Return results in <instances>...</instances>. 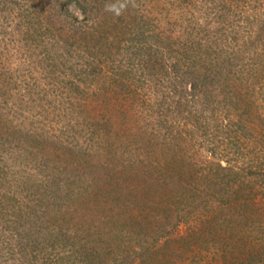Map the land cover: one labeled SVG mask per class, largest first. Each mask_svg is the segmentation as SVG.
<instances>
[{
    "label": "trees",
    "instance_id": "trees-1",
    "mask_svg": "<svg viewBox=\"0 0 264 264\" xmlns=\"http://www.w3.org/2000/svg\"><path fill=\"white\" fill-rule=\"evenodd\" d=\"M6 1L10 2L2 0ZM21 1L26 4L19 5L20 20H29L30 25L37 21L40 28L38 20L48 18L49 9L45 8L47 13L37 10L41 0ZM115 2L74 0L83 14L88 8L101 7L104 12L97 26L76 27L70 35L77 36L71 52L86 57L73 77L82 86L72 80L71 90L85 94L89 83L96 82L102 104L109 99L132 104L147 77L159 79L152 87L158 91L165 86L177 95L179 122L187 124L190 140L201 138L199 143L209 155L200 160L189 157L185 140L181 145L174 139H181L178 127L167 125L168 118L154 117L147 135L137 143L141 147L121 159L117 157L119 132L111 130L109 118L101 114L103 120L93 119L88 110L79 109L80 104H66L62 107L69 114L80 115L70 118L72 137L65 142L61 135L56 142L62 148L57 152H51V146L42 153L41 146L37 148V166L45 173L22 183L33 188L34 205L26 203L35 200L21 203L9 195L0 203V232L9 236L0 248L8 247L11 239L19 251L36 243L41 230L40 240L54 235L48 245L44 243L49 254L57 255L47 254L48 263L194 264L199 254L210 253L215 245L231 247L221 264H264V13L250 3L251 15L246 18L254 33L244 43L251 47L227 51L228 44L208 40L212 29L197 22L184 27L178 37L164 32L147 15L126 12V26L117 27L119 17L105 11L106 3ZM62 3L53 0L51 8L60 12ZM222 4L230 7L224 0L209 13L218 25L224 22ZM209 5L211 11L215 5L213 1ZM246 125L259 129L251 135ZM140 127L134 125L135 131L144 133ZM237 129L244 139L240 143ZM85 132L84 145L79 137ZM222 140H232L231 161L224 148L218 149ZM148 147H153L152 152ZM8 207H15L14 219H7ZM51 208H57V213L51 214ZM112 237L118 238L116 244ZM59 246H66L60 254L55 251Z\"/></svg>",
    "mask_w": 264,
    "mask_h": 264
},
{
    "label": "rangeland",
    "instance_id": "rangeland-1",
    "mask_svg": "<svg viewBox=\"0 0 264 264\" xmlns=\"http://www.w3.org/2000/svg\"><path fill=\"white\" fill-rule=\"evenodd\" d=\"M61 1L63 3L60 12H54L51 8L53 0H41L42 3H37V10H43L46 7L49 9V13L46 14L48 18L38 20L41 23L39 28L37 21L30 25L26 23L29 20H25L24 23L23 20H20L21 7L19 5L26 4V1L2 2L0 0V149H2L0 152V203L4 204L8 195L21 203L26 200H35L26 203L27 205L36 203V198L31 195L33 188L22 183L29 179L41 178L39 175L45 173L43 167L37 166L40 157L37 152L39 146H41L40 153L47 146H51V152H57L59 148H62L56 142L61 135L65 142L71 139L73 132L70 128V121L73 120L70 118L74 119L80 115L74 111H70L69 114L67 109L62 107L66 104H71L73 107L80 104L79 109L88 110L87 113L92 114L93 119L103 120L101 114L109 118L111 130L116 129L119 132L117 157L120 156L121 159H126L132 155L136 148L141 147L137 143L141 137L147 135L148 122L154 117L168 118L170 121L167 125L173 124L178 127L177 131L182 136L179 140L177 137L174 139L181 145L185 140L183 144L187 146L186 151L189 152V157L200 160L205 158V155H209V150L199 143L201 138L196 137L190 140L191 138L186 133L187 124L182 125L179 122L182 119L178 117L180 115L177 114L174 101L177 95L171 93L170 88L165 86H162L158 91L152 87V83L159 79L147 77L148 81L139 88V94L132 104H124L122 102L127 103V101L119 99L117 102L109 99L105 105L102 104L97 97L100 92L96 82L89 83L85 94H75L71 90L72 87L68 85L70 81L82 84L81 80L73 77L77 68H80L78 64L86 57H77V53L71 52L76 48L77 36L70 35L76 30V27H80L82 30L85 27L97 26V21L100 20L104 9L99 7L90 10L87 7L86 13L83 14L75 6L74 0ZM212 1L215 6L209 11V4ZM223 2L224 0H133L134 6L129 4L120 16L114 15L119 17L116 21L117 27L126 26V21L129 19L126 12L130 15L136 12L143 17L147 15L164 32L178 37L181 36L180 33L183 34L184 27L197 22V25L212 29L213 33L208 40L212 39L216 43L228 44L227 51L230 49L239 51L242 47H251L244 43H247L248 35L251 39L254 33L251 20L246 18L251 15V10L248 7L250 3H255L259 7L258 13H264V0H225L226 5L230 7H224L222 4L224 22L222 25H218L209 13L218 10L217 7ZM45 12L47 13L46 9ZM239 14L240 16H238ZM44 26L46 27L44 28ZM229 28L232 33H229ZM45 29H49L50 33H46ZM25 30L27 32H24L23 36ZM70 42L73 43L70 45ZM205 42L202 40L200 45L204 46ZM249 51L244 54L240 52V54L245 56ZM242 63L246 64V60L243 59ZM137 75L136 73L135 78ZM99 83L100 81H98ZM161 83L167 84L165 81ZM214 90L216 89L214 88ZM186 100L190 101L188 97ZM180 103L184 102L180 101ZM59 104L61 106H57ZM134 125H142L143 128L140 127V129L144 133L135 131ZM246 129L253 135L259 127L250 129L246 125ZM234 133L238 137L237 143H240L243 138L239 135L238 129ZM30 134L35 137L32 139ZM135 136H138V139ZM85 137L86 132L79 137L82 144L85 143ZM26 139H32V141ZM231 142L232 140L230 143L224 140L221 144L217 142L218 149L224 148L223 152L230 161L234 153L233 148L229 145ZM152 149L153 147H148L146 150L150 153ZM260 160H253V162L256 164ZM31 208L33 209L34 206ZM51 210V214L57 213V208H51ZM14 213H16L15 207H10L6 212L7 219H14ZM47 227L53 232L56 231L52 224L47 223ZM6 233L7 231L0 232V243L3 241L5 244V240L9 238L5 235ZM38 237L39 240L36 243L27 244L19 251L15 250L10 239L8 247L0 248V264H60L57 261L50 263L45 261L49 255L54 258L57 256L53 252L49 254L47 247H44V243L48 245V241L54 239V235L47 241L40 240L44 238L40 230ZM113 239L116 244L118 238ZM64 247L66 246H59L55 251L60 254L65 251L62 249ZM230 249L231 247L224 249L214 245V249L210 253L199 254V259H196L194 264H221L222 255L224 254V258H227ZM182 263L186 264L184 261Z\"/></svg>",
    "mask_w": 264,
    "mask_h": 264
},
{
    "label": "clouds",
    "instance_id": "clouds-1",
    "mask_svg": "<svg viewBox=\"0 0 264 264\" xmlns=\"http://www.w3.org/2000/svg\"><path fill=\"white\" fill-rule=\"evenodd\" d=\"M132 4L134 6L133 0H116L115 3H106L105 4V11L114 13L116 16H120L122 12Z\"/></svg>",
    "mask_w": 264,
    "mask_h": 264
}]
</instances>
